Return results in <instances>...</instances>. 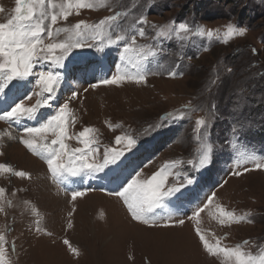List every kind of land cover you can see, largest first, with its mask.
Here are the masks:
<instances>
[{"label":"rangeland","instance_id":"374dc122","mask_svg":"<svg viewBox=\"0 0 264 264\" xmlns=\"http://www.w3.org/2000/svg\"><path fill=\"white\" fill-rule=\"evenodd\" d=\"M93 3V9H80L79 14L73 8L66 21L58 18L53 30L70 29L58 39H75L72 30L77 23L94 25L119 12L121 16L109 35H125L126 40L112 46L105 37L96 42L104 44L102 52L88 47L71 50L65 69H57L63 77L61 83L49 96V104L41 105L37 120L19 124L0 120V165L11 169L0 171V188L5 189L0 198L4 208L0 212V235L7 241L5 260L8 264H232L222 255L212 257L204 251L197 228L213 245L219 240L224 247L243 245L242 250L254 257L264 254V169L255 168L256 163H264V0ZM0 7L4 9L0 23H4L14 15L15 0H0ZM45 11L50 17L53 9L47 2ZM141 18L146 21L143 25L138 23ZM180 22L190 26L189 33L156 37L160 30L167 32V26L176 27ZM229 24L244 29V34L227 35ZM198 26L211 30L213 37L195 34ZM141 27L146 36L137 35V51L122 61L127 36L137 34ZM45 42H49L46 36ZM141 46L145 51L148 47L157 51L141 65L148 72L146 82L128 79L117 85L102 83L122 70L135 74L133 65L142 55ZM48 68L47 63L40 62L33 71ZM35 79L32 76L14 82L26 85L20 90L27 92L25 107H33L41 99L35 94L40 91ZM74 91L76 98L72 99ZM16 95L17 89H13L0 108L10 105ZM64 103L72 114L66 125L73 137L66 141L69 149L84 147L77 134L88 127L93 129L90 137L98 141L93 145L98 151L90 160L103 163L106 149L123 150L125 155L117 165L66 183L64 179L71 176H65L57 183L46 162L20 142L26 126H38ZM187 105L200 110L164 122L167 114H178ZM202 116L208 119V126L201 130L202 139L197 142L194 122ZM149 126L151 131H146ZM205 131L210 132L206 141L214 147L210 164L197 171L186 161L198 160L204 150ZM125 134L138 141L131 150L126 148V141L115 143L116 136ZM53 138L49 135L42 142L50 144ZM175 160L184 163L171 170L165 190L180 187L184 176L194 183L185 184L182 193L166 198L163 207L149 214L158 221L155 226L133 220L123 200L110 194L122 190L121 185L126 186L125 181L131 179L146 183ZM16 171L27 176L17 177ZM236 171L242 174L233 175ZM74 190L83 193L75 201L71 199ZM210 196H214L213 204L199 217L190 218ZM216 205L244 219L221 225ZM169 215L176 220L162 219ZM178 219L184 224L179 225ZM68 223L73 227L68 228ZM165 223L174 226L164 227Z\"/></svg>","mask_w":264,"mask_h":264},{"label":"snow or ice","instance_id":"6c2138e0","mask_svg":"<svg viewBox=\"0 0 264 264\" xmlns=\"http://www.w3.org/2000/svg\"><path fill=\"white\" fill-rule=\"evenodd\" d=\"M46 2L49 4L53 11L50 14L45 11ZM93 0H63L62 3H54L52 0H15L14 15L7 19L6 22L0 23V97L8 96L13 89H17V95L11 100V104L8 108H0V120L5 122L15 121L19 124L22 120H37L39 117V109L41 105L49 104V96L56 91L57 86L61 83L62 76L57 69H65V61L69 58L71 50L80 49L84 47L95 48L98 52L104 50L103 43H96L107 37V44L115 46L118 42H124L126 40L125 35H109L110 29L114 26V23L120 18L121 13L117 12L114 15H110L105 19L100 20L94 25H88L77 23L73 31L75 39L72 40H60L58 37L62 33L70 31L69 28H56L53 30V25L57 24L58 18L62 17L65 21L72 14V9L77 10L79 14L80 9H93ZM58 10V11H57ZM4 9L0 7V12ZM50 19V23H45ZM143 25L146 21L141 18L138 21ZM155 27V26H153ZM168 30H160L155 35L156 37L164 38L171 35L179 36L180 33H189L190 26L185 22H180L176 27L171 25L167 26ZM195 34L199 36L213 37L214 33L211 30L205 31L203 27H197ZM233 34L243 35L244 29H238L229 24L227 28V35ZM137 35L140 38L146 36V31L143 27L138 30L137 34H129L127 36L128 42L123 46V53L121 56L122 61L128 59V54L136 52L137 48ZM45 36L49 42H45ZM255 52V50H253ZM139 52L142 55L138 58L136 64L133 66L137 68L135 74H129L122 70L121 73L112 76L111 79H103L102 83L105 85H117L121 80H134L137 83L146 82L148 72L144 71L141 65L145 61H149L152 57L157 55V51L152 47H148L145 51L144 46L139 48ZM59 53V54H57ZM40 62L47 63L49 68L47 70H40L34 72V68ZM35 76V85L40 88L36 95L41 99L37 101V104L33 107H25L23 104L24 98L27 96V92L21 93L20 90L25 88L26 85L14 83L15 81H25L29 77ZM31 83V81H29ZM216 83L215 80L212 82ZM97 85H93L96 87ZM48 94L47 96L45 95ZM29 99L31 97H28ZM72 99L76 98V92L72 94ZM19 101V102H18ZM68 103H64L55 114L50 117L42 119L38 126H26L24 128V138H20V142L35 155L39 156L46 162L47 169L52 179L60 183L65 176L77 177L81 175L92 176L96 173L104 172L106 168L111 165H117L118 161L125 155L123 150L106 149L103 155V163L92 162L90 155L98 151L93 145L98 141L90 137V133L93 129L85 127L83 131L77 134L79 142L84 145L83 148H75L70 150L67 140L73 137L69 134L68 127L71 118V113L68 111ZM200 109L193 110L191 105L185 106V109L178 114L169 113L165 116L164 122L168 119L184 118L189 111H198ZM74 123V118L72 120ZM194 135L197 142H201V130H207L208 119L201 117L194 122ZM163 123L156 126L162 127ZM151 127L146 131H151ZM235 127L233 132H235ZM8 135V133H4ZM51 135L54 137L50 144H45L42 141L46 140ZM210 135L209 131H205V143L202 144L203 151L199 154L198 160L190 158L186 161L188 165H192L194 170H200L205 168L211 162V155L214 145L211 142H207L206 138ZM38 139L39 142L38 143ZM122 141H126V148L131 150L133 146L137 144V140L128 134L124 136H116L115 143L121 144ZM184 163L181 160H175L170 165H165L162 169L157 171L150 180L146 183H140L137 179H131L130 182L125 181L126 186L121 185L122 190H117L114 194L120 197L127 207L128 212L131 214L133 220L140 223L155 226L158 221L149 218V214L155 209L164 206L166 198L177 197V194L182 193L181 188L187 184L191 185L194 180L189 176H184L180 182V187L172 186L165 190V182L168 175L171 174V170ZM240 161H238V164ZM255 168L257 170L264 169V163H256ZM0 171L9 172L11 169L8 166L0 165ZM248 171V169H245ZM17 177L25 178L27 174L24 171H16L14 173ZM179 174V173H177ZM240 171H236L233 175H241ZM5 193L4 188H0V198ZM83 193L78 190L71 192V199L75 201L78 197H81ZM214 196L207 198V203L203 206H198L193 217H199L201 212L205 208H208L213 204ZM217 219L221 225L239 223L243 217L238 218L231 211H227L224 207L216 205ZM4 208L0 207V212H3ZM168 221L176 220L175 217L169 215L166 218ZM183 219H178L179 225L184 224ZM251 222V221H249ZM39 224V221H37ZM68 228L73 227L72 223H68ZM164 227H172L173 224L165 223ZM40 229L37 228V231ZM196 235L199 237V241L202 244L204 251L212 257H220L221 255L232 264H264V254L259 257H254L242 250L243 245H236L235 247L221 246L219 240L213 245L209 242L206 236L196 229ZM7 241L5 237L0 235V264H8L5 260L6 249L5 244ZM65 244L69 242L64 241ZM244 245L248 244V241L243 242ZM14 250V245H13ZM76 252V249H72Z\"/></svg>","mask_w":264,"mask_h":264},{"label":"bare ground","instance_id":"6f19581e","mask_svg":"<svg viewBox=\"0 0 264 264\" xmlns=\"http://www.w3.org/2000/svg\"><path fill=\"white\" fill-rule=\"evenodd\" d=\"M5 98H6V96H5ZM7 99V98H6ZM1 106V105H0Z\"/></svg>","mask_w":264,"mask_h":264},{"label":"trees","instance_id":"16d2710c","mask_svg":"<svg viewBox=\"0 0 264 264\" xmlns=\"http://www.w3.org/2000/svg\"><path fill=\"white\" fill-rule=\"evenodd\" d=\"M261 133V132H260Z\"/></svg>","mask_w":264,"mask_h":264}]
</instances>
